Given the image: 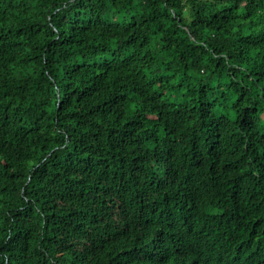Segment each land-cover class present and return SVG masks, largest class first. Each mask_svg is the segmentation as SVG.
Here are the masks:
<instances>
[{"label": "trees", "instance_id": "1", "mask_svg": "<svg viewBox=\"0 0 264 264\" xmlns=\"http://www.w3.org/2000/svg\"><path fill=\"white\" fill-rule=\"evenodd\" d=\"M0 264H264V0H0Z\"/></svg>", "mask_w": 264, "mask_h": 264}]
</instances>
